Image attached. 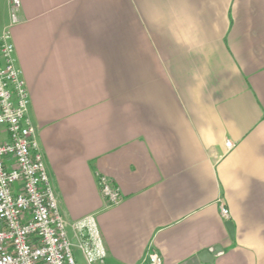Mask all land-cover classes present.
<instances>
[{"label":"crops","instance_id":"obj_1","mask_svg":"<svg viewBox=\"0 0 264 264\" xmlns=\"http://www.w3.org/2000/svg\"><path fill=\"white\" fill-rule=\"evenodd\" d=\"M20 2L1 27L77 247L94 215L106 264H264V0Z\"/></svg>","mask_w":264,"mask_h":264},{"label":"built area","instance_id":"obj_2","mask_svg":"<svg viewBox=\"0 0 264 264\" xmlns=\"http://www.w3.org/2000/svg\"><path fill=\"white\" fill-rule=\"evenodd\" d=\"M12 25L20 0H10ZM0 264H76L67 223L60 211L44 154L30 117V95L16 59L10 29L0 36ZM231 149L233 143L226 142ZM109 206L120 203V188L99 176ZM222 215L230 212L222 207ZM87 264H106L107 250L97 220L71 224ZM150 264H163L157 255Z\"/></svg>","mask_w":264,"mask_h":264},{"label":"water","instance_id":"obj_3","mask_svg":"<svg viewBox=\"0 0 264 264\" xmlns=\"http://www.w3.org/2000/svg\"><path fill=\"white\" fill-rule=\"evenodd\" d=\"M226 226L229 230V234L231 238H234V225L232 222H227ZM221 249L215 247L212 251H205L203 253H200L199 255L189 259L188 261L182 263V264H201L203 262H211L212 257H214L217 253H219Z\"/></svg>","mask_w":264,"mask_h":264},{"label":"rangeland","instance_id":"obj_4","mask_svg":"<svg viewBox=\"0 0 264 264\" xmlns=\"http://www.w3.org/2000/svg\"><path fill=\"white\" fill-rule=\"evenodd\" d=\"M1 20H2V16L0 15V36L3 33V29L1 27L2 26ZM67 231L70 234L71 230H70V227H68V226H67ZM70 240L72 242V254L76 260V264H87V262L85 261V259L83 257L81 250L77 247L75 240L72 238H70Z\"/></svg>","mask_w":264,"mask_h":264}]
</instances>
